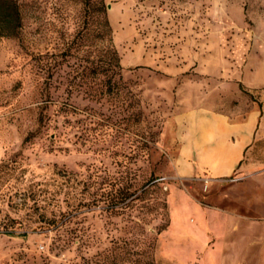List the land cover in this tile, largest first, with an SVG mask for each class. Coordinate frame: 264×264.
I'll use <instances>...</instances> for the list:
<instances>
[{
    "label": "rangeland",
    "instance_id": "rangeland-1",
    "mask_svg": "<svg viewBox=\"0 0 264 264\" xmlns=\"http://www.w3.org/2000/svg\"><path fill=\"white\" fill-rule=\"evenodd\" d=\"M21 1L0 39V264H228L206 207L229 182L177 174L175 120L264 94V0H103L112 76L92 71L112 59L100 0Z\"/></svg>",
    "mask_w": 264,
    "mask_h": 264
},
{
    "label": "crops",
    "instance_id": "crops-1",
    "mask_svg": "<svg viewBox=\"0 0 264 264\" xmlns=\"http://www.w3.org/2000/svg\"><path fill=\"white\" fill-rule=\"evenodd\" d=\"M253 90L264 86L248 88ZM237 96L241 102L233 104L232 98L225 109L202 107L176 118V170L212 185L229 182L231 195L206 207L210 215L225 216L227 238L233 240L228 264H264V94L251 102ZM236 235L242 236L241 249Z\"/></svg>",
    "mask_w": 264,
    "mask_h": 264
},
{
    "label": "trees",
    "instance_id": "trees-1",
    "mask_svg": "<svg viewBox=\"0 0 264 264\" xmlns=\"http://www.w3.org/2000/svg\"><path fill=\"white\" fill-rule=\"evenodd\" d=\"M21 2H22L21 0H0V39L4 37L15 36L21 29L23 25ZM86 2H88V0ZM99 4L100 7L97 9V11L98 13L99 12L101 13L100 19L98 20L100 21L99 22L100 25L97 28L96 35L100 39L102 40L105 39L108 41V44L111 47L110 53L112 59L108 61V63L106 61L107 68H103V66H99L97 64L95 67L92 68V71L96 74L102 73L107 75V73H110V75L112 76L115 73H119V69L121 67L119 62L120 59L118 52L113 44L111 24L105 12L103 0H100ZM90 17H93V12L90 13ZM80 37H85V36L84 34L83 35L81 34ZM150 186H154V183L150 184ZM146 189H143V192L147 191ZM163 205L165 206V202L163 203ZM96 263L101 264L99 259L96 260Z\"/></svg>",
    "mask_w": 264,
    "mask_h": 264
}]
</instances>
